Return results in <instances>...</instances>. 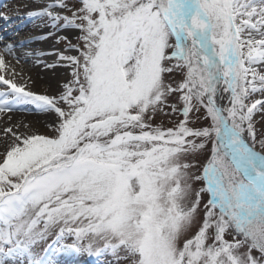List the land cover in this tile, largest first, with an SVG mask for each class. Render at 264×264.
I'll return each instance as SVG.
<instances>
[{
	"label": "snow or ice",
	"instance_id": "snow-or-ice-1",
	"mask_svg": "<svg viewBox=\"0 0 264 264\" xmlns=\"http://www.w3.org/2000/svg\"><path fill=\"white\" fill-rule=\"evenodd\" d=\"M27 15L54 30L43 39L79 35L37 53L71 68L54 95L0 74V264H264V0H47ZM17 111L51 116L49 134Z\"/></svg>",
	"mask_w": 264,
	"mask_h": 264
},
{
	"label": "bare ground",
	"instance_id": "bare-ground-1",
	"mask_svg": "<svg viewBox=\"0 0 264 264\" xmlns=\"http://www.w3.org/2000/svg\"><path fill=\"white\" fill-rule=\"evenodd\" d=\"M47 3V0H45ZM42 0H6L2 4L3 13L8 19L0 18V55L4 56L6 67L3 74H7L18 85H25L27 90L48 95L56 94L60 85L66 82V74L69 67L63 66L66 62H61L62 66L56 68L45 67L56 60L54 55H37V53H51L62 51L58 46H67V41L57 43L58 36L74 37L77 33L74 30H64L57 36H47L51 32L46 21L33 19L27 15V9L37 7ZM2 13V12H1ZM36 29L38 34L32 35V30ZM7 45L13 46L10 54L4 51ZM65 55L68 52H64ZM11 68L13 74L7 72ZM30 108L31 106H25ZM13 122H23L31 127L38 134L48 129L47 125L52 122V117L45 114H38L34 111H17L11 113ZM4 119H0V129L7 126ZM257 128L264 131V122L257 125ZM3 143L0 142V151H3Z\"/></svg>",
	"mask_w": 264,
	"mask_h": 264
},
{
	"label": "rangeland",
	"instance_id": "rangeland-1",
	"mask_svg": "<svg viewBox=\"0 0 264 264\" xmlns=\"http://www.w3.org/2000/svg\"><path fill=\"white\" fill-rule=\"evenodd\" d=\"M74 0H69V3L71 5V3H73ZM51 32H54V30H52ZM59 33V32H58ZM76 35L74 37H67V41H71L72 44H76L77 40H76V36L79 35V33L76 31ZM56 35V33L54 34ZM53 35V36H54ZM63 50V49H61ZM72 56H76L78 55V52L76 51H70ZM9 73L13 74V72L11 71V68L8 69ZM71 68H68L67 73L66 74V81L68 79H71ZM179 77H177L178 79ZM179 119H182L181 116H179L178 114L176 115H172V116H160L157 119V123L163 122V125L165 127H171L173 125L174 122L178 121ZM42 134H49V129H45L44 131H42ZM59 260V264H106V261L103 257L101 258H97L94 256H89L87 253H80V254H75L72 256H62V257H58Z\"/></svg>",
	"mask_w": 264,
	"mask_h": 264
}]
</instances>
